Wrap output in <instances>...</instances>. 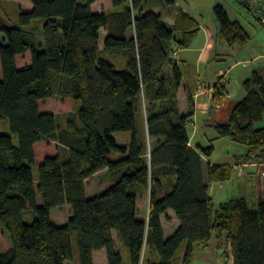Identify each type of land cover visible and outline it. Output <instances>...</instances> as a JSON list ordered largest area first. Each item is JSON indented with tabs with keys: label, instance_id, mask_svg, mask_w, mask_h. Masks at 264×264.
Returning <instances> with one entry per match:
<instances>
[{
	"label": "trees",
	"instance_id": "trees-1",
	"mask_svg": "<svg viewBox=\"0 0 264 264\" xmlns=\"http://www.w3.org/2000/svg\"><path fill=\"white\" fill-rule=\"evenodd\" d=\"M30 1V11L0 12V121L10 130L0 134V227L10 244L0 249V264H94L93 252L101 249L108 264H124L114 232L130 264H193L194 247L207 248L213 235L217 249L231 250L234 264H264V201L257 207L245 197L215 203L210 184L230 180L233 166L206 161L212 143L189 144L194 110H179L181 71L175 66L164 75L173 45L189 47L198 21L179 8L169 24L160 12H144L150 0H111L112 9L100 13L91 10L97 0ZM214 14L225 42L249 43L248 31L222 5ZM27 52L31 63L19 68L17 56ZM110 56L123 57L126 68ZM243 88L229 122L216 124L215 139L243 145L246 158L264 162V126L256 127L264 118V69L253 70ZM228 94L219 81L215 105ZM52 97L81 105L61 125L38 105ZM48 140L60 149L37 164L35 144ZM103 170L109 186L87 197L86 179ZM144 193L149 209L141 217ZM64 205L71 216L59 225L51 214ZM169 209L180 226L165 238L161 216Z\"/></svg>",
	"mask_w": 264,
	"mask_h": 264
},
{
	"label": "crops",
	"instance_id": "crops-1",
	"mask_svg": "<svg viewBox=\"0 0 264 264\" xmlns=\"http://www.w3.org/2000/svg\"><path fill=\"white\" fill-rule=\"evenodd\" d=\"M173 1V6L163 7L159 4L158 0H150L144 12H160L163 15L164 21L169 24H173L175 22L176 11L181 8L189 13L193 18H195L200 25V30L189 47L180 48L177 47L178 44L173 45L174 49H177V55L172 56L171 61L166 65L164 69V75L166 77H169L172 74L173 68L175 66H177L181 71L182 84L177 93V101L181 114H188L191 109V105L193 106L194 115L192 116L191 121L188 125V130L190 133L189 144L192 147H207L211 143L215 146V143L219 141H222L221 143H226L228 145V149L224 151V154L222 156L223 160L215 161L212 159L214 153L216 152V146L214 153L210 157H205V159L212 165L233 166V175L232 178L228 181L212 182L209 189L210 195L216 204L230 198L245 197L251 207H257L261 202L264 201V162L261 161L262 159L260 158H246L245 156L247 154V148L243 145L238 144V146L236 145L237 143L230 144L229 142H226L227 138L215 139L217 137L215 128L216 124H227L230 120L231 113L234 107L245 95L242 90L234 93L227 78L228 72L224 69L223 64L220 63V60H223L225 55L231 54V52L233 51V45L235 44L231 45L225 42V40L220 35L219 24H217L216 22H213L212 25L201 23L193 13L187 11L179 5V0ZM110 9H112L111 0H97L91 6V10L94 13L106 12ZM102 33L103 38H101ZM106 36L107 30L104 27L100 31V43L101 41H104ZM27 54L29 53L27 52L22 56H26ZM19 57L20 55L17 56V65L19 68H24L22 66H19ZM30 63L31 56L29 54L28 66L30 65ZM234 66H231V68ZM248 77L247 75H244V77H240L239 82H237H241L243 84V81ZM219 81L226 82L229 94L219 106H216L213 101V92L214 86ZM210 130L212 134L211 137L209 136ZM44 142H47V144L54 143L55 147L60 149L59 143L55 140L39 141L35 144V149L37 145ZM230 182L232 183V192H229L230 188H228L227 186ZM236 185L242 186L241 189H244V192L239 190V193H236ZM147 197L148 195L145 193L140 195L139 211L141 217H144L148 213L149 203H147L145 213H143L141 209V203ZM66 207L67 205H64V207H60V209H58L62 210V208ZM66 209L69 211V219L71 216V208ZM55 210L56 209H54L51 214L52 220ZM54 220L55 223L58 222L56 219ZM67 221L59 222L57 224L65 225ZM161 222L165 238H167L165 233L166 230L174 233V231L180 226L179 220L177 219L174 211L171 209L162 214ZM113 237L116 248L118 250H122L123 254V249L120 246L119 238L116 232L113 233ZM215 248H217L216 244ZM181 255L180 257L182 260L183 255ZM93 260L94 264H108L106 250L101 249L98 251H94ZM123 261L124 264H130L129 256L127 260L123 257Z\"/></svg>",
	"mask_w": 264,
	"mask_h": 264
},
{
	"label": "rangeland",
	"instance_id": "rangeland-1",
	"mask_svg": "<svg viewBox=\"0 0 264 264\" xmlns=\"http://www.w3.org/2000/svg\"><path fill=\"white\" fill-rule=\"evenodd\" d=\"M6 4H0L2 11L9 12L10 16H13L16 10L19 8L20 11H30L33 8V5L30 0H5ZM82 1V0H81ZM222 5L228 12L230 18L234 21H239L245 29L250 34L251 40L245 46H241L239 44L233 45V51L230 55H225L223 60H220V63L223 64L224 69L228 72L227 78L230 82L231 89L234 93L239 91H243L245 94V90L243 88V84L239 82L240 77H244V75L250 76L252 71L255 69H264V26L255 18V16L248 11L243 5H241L237 0H179V5L186 9L187 11L193 13L201 23H206L208 25H212L213 22H217L214 7L216 5ZM40 29L37 31V37L39 41L42 42L41 35V26L39 24ZM101 38H103V33L101 34ZM102 43L100 44L101 47ZM99 48L102 50L103 48ZM30 54V52H28ZM29 54L26 56L20 55L18 59L19 66L26 67L29 64ZM115 63L118 69H125V59L123 57H109ZM235 65V66H234ZM231 66H234L231 68ZM0 79H1V64H0ZM238 81V82H237ZM226 84V82H223ZM65 99V100H63ZM40 111L43 113H54L58 115L59 124L63 125L65 122V118L67 115H74L81 105L80 100H74L70 98H58L52 97L50 99H43L38 103ZM264 126V118L262 121L256 124V127L260 128ZM8 133L10 134L9 127L7 123L4 121H0V134ZM209 136L211 137V130L209 132ZM226 142L230 144H236L229 139H226ZM222 142V141H221ZM220 141L215 143L216 152L214 153L212 159L215 161L223 160L222 156L224 151L228 149V145L226 143H221ZM238 145V144H236ZM235 146V145H233ZM239 146V145H238ZM36 159L37 164L43 162V159L46 156L56 155L59 151L57 147H55L54 143H40L36 147ZM35 175L37 174L36 168L34 169ZM264 175V173H263ZM110 184V178L107 174V171H101L96 175H92L88 179H86V189H87V197H92L97 193L105 190ZM230 182L228 188H230L229 192H232ZM240 185V182H239ZM242 186L236 185L235 191L239 193L240 191L244 192V189H241ZM246 193V192H245ZM243 195V194H242ZM147 203H149V198L143 200L141 203V209L143 213H145L147 208ZM66 206V205H65ZM64 207V206H63ZM66 208H70L67 205ZM66 208H62L56 210L53 213V221L56 219L59 222L67 221L69 217V211ZM59 210V211H57ZM55 217V218H54ZM26 221L31 222L32 218L28 215L26 216ZM169 227V226H168ZM166 237L168 235H172L171 232L166 230ZM170 233V234H169ZM74 243V242H73ZM216 238L213 235L210 245L207 248H202L199 246L194 247V261L193 264H234L233 254L231 250L225 251V249L218 250L215 248ZM9 237L7 232L3 231L0 227V249L7 250L9 248ZM74 254L75 257L78 256L77 246L74 243ZM184 256L183 252H180L176 258H179L180 255ZM181 255V256H182ZM129 253L126 249H123V257L124 259H128ZM183 259V258H182ZM181 260V257L178 259ZM67 264H76L75 260H69Z\"/></svg>",
	"mask_w": 264,
	"mask_h": 264
},
{
	"label": "built area",
	"instance_id": "built-area-1",
	"mask_svg": "<svg viewBox=\"0 0 264 264\" xmlns=\"http://www.w3.org/2000/svg\"><path fill=\"white\" fill-rule=\"evenodd\" d=\"M264 26V0H237ZM177 55V49H173L171 57Z\"/></svg>",
	"mask_w": 264,
	"mask_h": 264
}]
</instances>
